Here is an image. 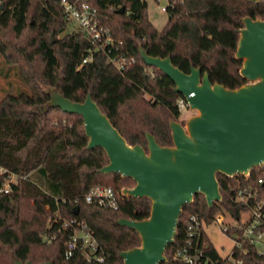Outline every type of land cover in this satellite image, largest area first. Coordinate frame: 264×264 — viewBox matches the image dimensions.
Segmentation results:
<instances>
[{
    "label": "trees",
    "instance_id": "1",
    "mask_svg": "<svg viewBox=\"0 0 264 264\" xmlns=\"http://www.w3.org/2000/svg\"><path fill=\"white\" fill-rule=\"evenodd\" d=\"M59 3L0 0V59L18 68L28 90L0 99V264H97L95 258L86 261L80 242L70 257L65 256L73 227L84 228L95 238L98 249L93 255L103 258L101 264H123L119 254L139 247L140 238L117 221L147 219L150 201L123 196L124 189L135 185L131 179L98 172L108 163L105 152L85 149L88 139L81 117L49 107L50 93L44 88L76 103L91 94L130 146L146 149L145 133H150L161 147H169V122L180 116L176 106L180 95L174 93L170 79L145 65L139 48L151 57H170L186 74L193 66L206 72L212 84L236 89L246 84L239 74L241 61L234 57L238 31L245 17L264 19V1L179 0L167 6V22L158 30L143 0H89L115 45L92 53L85 64L82 60L94 45L73 29L64 34L70 26ZM51 34L63 35L53 41ZM119 57L129 61L120 71L111 63ZM263 172L264 166L253 169L247 179L217 174L222 201L209 209L203 195L197 194L182 208L166 258L184 242L188 215H199L206 224L218 214L239 218L246 207L234 201V190L254 185ZM96 186L115 191L117 210L85 202ZM65 222L74 226L65 227ZM234 232L229 230L228 235ZM204 243L206 253L220 259L206 234ZM241 258L244 264H264V255L254 249Z\"/></svg>",
    "mask_w": 264,
    "mask_h": 264
},
{
    "label": "water",
    "instance_id": "2",
    "mask_svg": "<svg viewBox=\"0 0 264 264\" xmlns=\"http://www.w3.org/2000/svg\"><path fill=\"white\" fill-rule=\"evenodd\" d=\"M242 23L234 57L241 61L239 74L246 84L236 89L212 84L206 72L202 74L193 66L186 74L170 57H151L139 48L145 65L170 79L174 93L185 98L190 111L197 112L185 127L175 120L169 122V147H161L150 133H145L146 149L130 146L91 94L76 103L53 88L46 90L50 93L49 107L81 117L88 139L85 149L105 152L108 163L98 172L131 179L135 185L124 189L123 196L150 201L147 219L117 221L140 238L139 247L119 254L123 264L166 262L165 252L174 241L182 208L191 204L195 195H203L211 209L222 201L217 174L245 177L264 165V19L245 17Z\"/></svg>",
    "mask_w": 264,
    "mask_h": 264
},
{
    "label": "built area",
    "instance_id": "3",
    "mask_svg": "<svg viewBox=\"0 0 264 264\" xmlns=\"http://www.w3.org/2000/svg\"><path fill=\"white\" fill-rule=\"evenodd\" d=\"M155 1L166 3V6L162 7V11L166 13L167 6L179 0ZM59 5L64 20L71 29L89 39L94 45L89 51V55L82 60V64L90 60L92 53L104 52L106 48L115 45V40L110 32L99 24L97 10L89 3V0H60ZM128 62L125 57L111 60L118 71L123 70ZM176 106L180 113L189 108L187 101L182 96L176 100ZM249 175L242 177L247 179ZM7 189L8 185H5L4 190ZM234 191V201L242 203L246 207L240 217L230 219V223L227 224L226 219L218 214L214 217L212 224H206L199 215H188L183 223L184 242L173 251L169 260L166 258V262L161 264H171V262L175 264H244L241 256H246L249 249H254L258 255H264V172L256 179L254 185L238 186ZM84 199L87 204H95L112 210L118 209L117 197L111 187H93ZM73 226V222H65V227ZM212 227L218 229L219 233L226 236L231 243L228 251L224 255H220V259H212L205 250L204 235L209 237L208 229ZM229 230L235 232L228 235ZM79 242L86 261L91 262L95 258L97 264L103 262L102 257H94L93 254L98 249L97 242L84 228L73 227L72 235L66 243V257L72 255Z\"/></svg>",
    "mask_w": 264,
    "mask_h": 264
},
{
    "label": "rangeland",
    "instance_id": "4",
    "mask_svg": "<svg viewBox=\"0 0 264 264\" xmlns=\"http://www.w3.org/2000/svg\"><path fill=\"white\" fill-rule=\"evenodd\" d=\"M147 3V15L150 22L154 25V27L158 30H161L167 22V14L162 11V7L166 6L164 1L157 3L155 0H143ZM32 23V21H31ZM69 27V26H68ZM71 31V27L67 28L64 34L69 33ZM63 35V34H62ZM62 35L53 36V39H60ZM18 68L15 66H11L6 64L2 59H0V99L6 94H18L19 92H27V88L21 81L18 75ZM48 90L50 88H44ZM148 98V96H146ZM197 112L190 111L189 108L187 111H183L180 113V116L176 122L182 124L185 127L186 122L193 116H196ZM174 121V120H171ZM225 222L227 224L230 223V219H226ZM208 234L211 242L214 247L218 250L220 255H224L226 251L231 246L230 241L226 236H223L219 233V230L212 227L208 229Z\"/></svg>",
    "mask_w": 264,
    "mask_h": 264
},
{
    "label": "crops",
    "instance_id": "5",
    "mask_svg": "<svg viewBox=\"0 0 264 264\" xmlns=\"http://www.w3.org/2000/svg\"><path fill=\"white\" fill-rule=\"evenodd\" d=\"M6 136V135H5ZM6 138V137H5Z\"/></svg>",
    "mask_w": 264,
    "mask_h": 264
}]
</instances>
